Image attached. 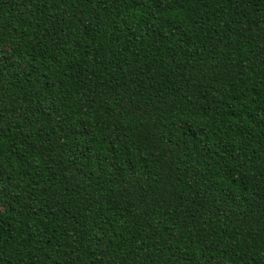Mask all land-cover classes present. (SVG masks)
<instances>
[{"label":"trees","instance_id":"obj_1","mask_svg":"<svg viewBox=\"0 0 264 264\" xmlns=\"http://www.w3.org/2000/svg\"><path fill=\"white\" fill-rule=\"evenodd\" d=\"M0 264H264V0H0Z\"/></svg>","mask_w":264,"mask_h":264}]
</instances>
